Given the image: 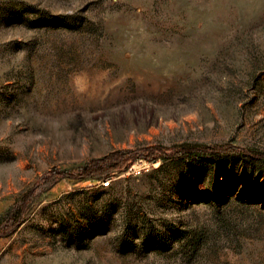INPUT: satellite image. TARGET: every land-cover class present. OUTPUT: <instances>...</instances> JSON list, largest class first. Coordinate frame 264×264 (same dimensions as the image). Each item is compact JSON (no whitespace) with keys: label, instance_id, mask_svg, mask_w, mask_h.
Wrapping results in <instances>:
<instances>
[{"label":"rangeland","instance_id":"obj_1","mask_svg":"<svg viewBox=\"0 0 264 264\" xmlns=\"http://www.w3.org/2000/svg\"><path fill=\"white\" fill-rule=\"evenodd\" d=\"M260 152L264 0H0V264H264Z\"/></svg>","mask_w":264,"mask_h":264},{"label":"trees","instance_id":"obj_2","mask_svg":"<svg viewBox=\"0 0 264 264\" xmlns=\"http://www.w3.org/2000/svg\"><path fill=\"white\" fill-rule=\"evenodd\" d=\"M144 152V162H153L160 156H179L183 158H197L210 153H224L243 151L241 148L230 143H217L213 145L197 144L191 146L175 145L165 146L156 144L142 148ZM133 154V150L115 149L105 153L100 157L89 159L84 165L67 171L51 170L49 176H70V177H109L112 171L122 169L127 166L128 161ZM253 156L264 159V152L252 153ZM107 181V180H105ZM109 182L105 185H107ZM104 185V184H102ZM33 191H29L23 196V202L19 209L8 218L4 225H0V235L11 232L19 220L22 212L31 200Z\"/></svg>","mask_w":264,"mask_h":264},{"label":"built area","instance_id":"obj_3","mask_svg":"<svg viewBox=\"0 0 264 264\" xmlns=\"http://www.w3.org/2000/svg\"><path fill=\"white\" fill-rule=\"evenodd\" d=\"M107 183V181H104L103 184L105 185Z\"/></svg>","mask_w":264,"mask_h":264}]
</instances>
